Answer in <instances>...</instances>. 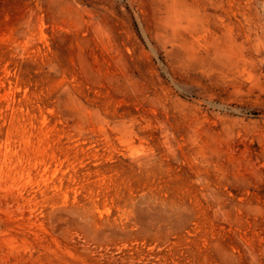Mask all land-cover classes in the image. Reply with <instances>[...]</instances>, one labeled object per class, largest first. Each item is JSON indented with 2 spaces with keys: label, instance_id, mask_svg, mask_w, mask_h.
Masks as SVG:
<instances>
[{
  "label": "rangeland",
  "instance_id": "374dc122",
  "mask_svg": "<svg viewBox=\"0 0 264 264\" xmlns=\"http://www.w3.org/2000/svg\"><path fill=\"white\" fill-rule=\"evenodd\" d=\"M0 264H264V0H0Z\"/></svg>",
  "mask_w": 264,
  "mask_h": 264
}]
</instances>
